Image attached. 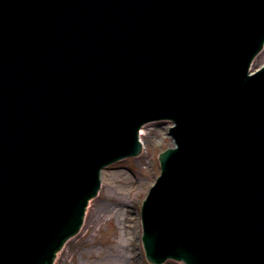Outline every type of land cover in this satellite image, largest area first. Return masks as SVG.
Returning <instances> with one entry per match:
<instances>
[{"label":"water","instance_id":"obj_1","mask_svg":"<svg viewBox=\"0 0 264 264\" xmlns=\"http://www.w3.org/2000/svg\"><path fill=\"white\" fill-rule=\"evenodd\" d=\"M263 43L264 0H0V264H52L158 118L150 259L264 264Z\"/></svg>","mask_w":264,"mask_h":264},{"label":"rangeland","instance_id":"obj_2","mask_svg":"<svg viewBox=\"0 0 264 264\" xmlns=\"http://www.w3.org/2000/svg\"><path fill=\"white\" fill-rule=\"evenodd\" d=\"M260 56L258 64L264 62V52ZM169 124L158 122L145 127L143 154L120 161L108 169L109 179L105 178L99 196L89 205L80 233L59 252L55 264H115L112 257L115 251L126 252L128 256L134 254L137 264H152L145 257L141 241V205L155 176L159 174L160 150L173 145L167 131ZM96 200L104 203L113 213L121 211V214H112L113 220L108 218L98 224L99 221L93 217ZM164 264L183 263L168 260Z\"/></svg>","mask_w":264,"mask_h":264},{"label":"bare ground","instance_id":"obj_3","mask_svg":"<svg viewBox=\"0 0 264 264\" xmlns=\"http://www.w3.org/2000/svg\"><path fill=\"white\" fill-rule=\"evenodd\" d=\"M108 170L103 172V180L105 181L107 178V180L109 179V175H108ZM104 186V184H103ZM94 209H93V217L96 218V221H99L98 224H101V221L106 220L108 218H111V220H113V215H120L121 211H116L115 213H113V211L107 207L104 203H102L100 200H96L95 204H94ZM122 235V234H121ZM66 256V255H65ZM112 257L114 258V263L115 264H137V260L134 254H129L126 255V252H119V251H115L112 253ZM67 259L65 260V263H67Z\"/></svg>","mask_w":264,"mask_h":264}]
</instances>
